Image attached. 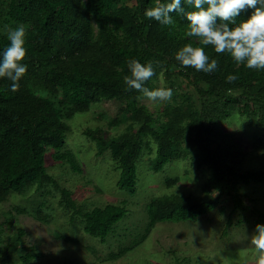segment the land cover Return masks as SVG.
Instances as JSON below:
<instances>
[{
  "label": "trees",
  "instance_id": "1",
  "mask_svg": "<svg viewBox=\"0 0 264 264\" xmlns=\"http://www.w3.org/2000/svg\"><path fill=\"white\" fill-rule=\"evenodd\" d=\"M158 2L171 0H0V5L8 8L2 14L7 15L4 19L21 23L26 29V57L22 63L28 66L16 92L11 91L7 78H0V200L12 190L24 193L33 185L39 188L52 184L59 192V203L70 209V217L78 215L83 231L104 241L126 215L125 202L82 209L70 190L44 170L43 159L47 146L57 152L64 145L68 124L63 115L86 110L90 103L106 98L122 101L119 114L108 125L119 123L125 113L136 122L135 128L129 127L118 139L109 140V145L102 137L101 126L83 131L97 140L98 152L108 149L115 159L116 188L129 194L136 191L137 162L148 145L143 137L150 136L155 142L148 160L151 171L161 170L173 158L191 157L197 167L208 165V182L216 190L199 194L170 192L150 198L144 205L147 223L141 235L159 222L199 220L220 204L222 195L232 200L230 213L238 207L248 208L237 184L250 180L264 183V169H245L237 159L240 148L235 143L224 144L221 140L212 146L216 137L232 136L212 123L237 108L238 100L229 91L240 88L256 106L249 116L264 126V70L238 65L229 54H216L213 46L186 36L188 22L182 14L173 13L174 23L168 26L146 18L145 10ZM182 6L186 11L193 10L183 0ZM252 11L241 12L236 22L248 19ZM188 43L204 47L210 59L218 60L219 69L205 74L181 67L174 54ZM9 44L7 36L0 32V54ZM132 59L153 64L156 75L144 87L151 90L153 79L162 70L166 88L172 89L173 96H177L176 80L184 78L197 93L200 105L195 107L188 95L182 94L181 101L163 103L155 115L147 104L138 102L140 92L125 91L123 77L130 75L128 61ZM230 74L238 79L228 83ZM42 90L61 95L62 113ZM55 157H64L73 167L76 165L71 153H55ZM173 180L167 176L164 181L172 184ZM250 210L255 215V231L256 224L264 225V209L255 206ZM34 213L42 216V209L37 207ZM230 221L228 216L227 224ZM15 249V241L0 242V263L9 264Z\"/></svg>",
  "mask_w": 264,
  "mask_h": 264
},
{
  "label": "rangeland",
  "instance_id": "2",
  "mask_svg": "<svg viewBox=\"0 0 264 264\" xmlns=\"http://www.w3.org/2000/svg\"><path fill=\"white\" fill-rule=\"evenodd\" d=\"M3 5H0V32L7 36L8 29L22 24L5 20L7 15L2 14L8 8ZM118 33L122 38L121 32ZM161 71L153 79L151 90L166 88ZM176 84L177 96H172L169 102L181 101L182 94H186L195 107L200 105L197 93L184 78L176 80ZM42 91L62 113L61 95ZM229 95L238 100L237 108L215 118L212 124L232 136H218L212 146L221 140L224 144L235 143L240 148L237 159L245 169H264V126L249 116L256 106L240 88L230 90ZM121 102L105 98L90 103L86 110L63 115L68 124L64 145L57 152L47 146L43 166L58 184L70 190L71 197L82 209L124 201L126 215L101 241L83 231L78 215L70 217V209L59 203V192L52 184L39 188L33 185L24 193L12 190L0 200V242L15 241L16 245L9 264H256L258 254L251 245L255 215L250 209L255 206L264 209L263 182H238V193L247 209L238 207L230 213L232 200L222 195L220 204L199 220L159 222L141 235L147 223L144 205L150 198L170 192L199 194L204 190L216 193V190L208 182V165L203 163L197 167L191 157L173 158L161 170L151 171L148 160L154 153L155 142L150 136L143 137L148 145L137 162L136 191L129 194L116 188L115 159L108 149L98 152L97 140L87 137L83 131L101 126L102 137L109 145V140L118 139L129 127L135 128L136 122L128 118V113L121 114L124 119L119 123L108 125L119 114ZM138 102L147 104L155 115L163 105L153 104L146 98ZM62 152L75 157L74 167L68 159L55 157V153ZM167 176L174 179L172 184L165 183ZM18 206L25 210L21 211ZM37 207L42 209V216L35 215ZM228 216L231 221L227 224Z\"/></svg>",
  "mask_w": 264,
  "mask_h": 264
},
{
  "label": "clouds",
  "instance_id": "3",
  "mask_svg": "<svg viewBox=\"0 0 264 264\" xmlns=\"http://www.w3.org/2000/svg\"><path fill=\"white\" fill-rule=\"evenodd\" d=\"M183 3L193 10L186 11L182 0H171L146 9L144 16L168 26L174 23L173 13L182 14L188 22L186 36L199 38L204 46H213L216 54H229L238 65L264 70V0H183ZM248 9H253L248 19L237 23L236 18ZM7 38L10 44L0 54V78H7L11 82V91L16 92L28 67L22 63L26 57L25 27L18 25L8 29ZM174 58L181 67H191L205 74L219 69L218 60L210 59L204 47H194L190 43L181 47ZM128 70L130 75L123 77L125 91L136 90L142 94L138 99L146 98L153 104L171 100L173 91L170 88L149 90L144 87L156 75L152 62L142 64L132 59L128 61ZM237 79L230 74L226 81L231 83ZM251 245L258 254L256 264H264V225H255Z\"/></svg>",
  "mask_w": 264,
  "mask_h": 264
}]
</instances>
